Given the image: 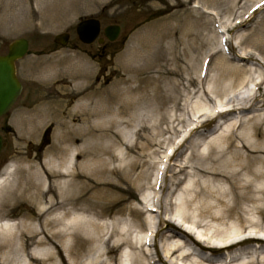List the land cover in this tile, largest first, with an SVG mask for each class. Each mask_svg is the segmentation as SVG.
I'll return each mask as SVG.
<instances>
[{"label": "rangeland", "instance_id": "obj_1", "mask_svg": "<svg viewBox=\"0 0 264 264\" xmlns=\"http://www.w3.org/2000/svg\"><path fill=\"white\" fill-rule=\"evenodd\" d=\"M90 18L100 22L101 45L95 41L86 46L77 39L76 25ZM108 26L120 28L113 43L103 37ZM61 34L70 37L65 48L53 43ZM18 39L27 40L29 49L15 64L21 93L0 118V177L10 171L8 184L0 190V206L28 168L32 174L39 171L43 179L58 175L55 168L45 166L46 152L67 135L79 151L72 158L75 171L66 179H128L132 199L112 209L102 223L115 225L118 219L132 218L145 229L144 214H127L142 212V196H157L151 188L154 182L163 176L168 185L169 180L183 181L175 194L191 202L193 184L206 180L197 176L191 152L207 158L216 147H225V142L214 144L213 139L226 137L235 125L237 133L245 134L244 122L264 115L261 108L205 123L231 99L263 98L264 84L258 90L249 82L242 89L232 87L248 72L254 81L264 76V0H0V56ZM248 54L258 63L241 59ZM221 72L237 80L222 77ZM201 125L204 128L168 159ZM104 160L107 171L102 173ZM185 164L190 168L174 176ZM136 179H146L138 191ZM16 202L13 216L4 220L18 223L23 215L38 217V206ZM121 209L127 211L125 216L116 214ZM81 216L95 220L92 213ZM34 224L39 229L40 224ZM70 233L65 245L87 240L79 230ZM51 249L52 256L30 264H62V259L70 264L59 244ZM128 254L122 246L112 257L118 262Z\"/></svg>", "mask_w": 264, "mask_h": 264}, {"label": "bare ground", "instance_id": "obj_2", "mask_svg": "<svg viewBox=\"0 0 264 264\" xmlns=\"http://www.w3.org/2000/svg\"><path fill=\"white\" fill-rule=\"evenodd\" d=\"M241 59L258 63L253 54ZM237 70L245 73L242 69ZM246 74L237 80L232 78L233 74L221 72L222 77L237 80L233 91L242 89L245 82L255 86L256 90L264 84V76L254 81L249 72ZM256 102V95L236 102L231 99L226 109L213 114L205 123H213L237 112L261 110L264 108V94ZM203 108L197 109L196 116ZM258 122L261 126L256 124ZM62 124L59 122L60 127ZM247 125L245 134L237 133L235 125L226 137L222 134L213 139L214 144L225 142V147H216L207 158L191 152L190 158L196 161L194 170L197 176L206 179L193 184L191 202L181 200L175 194V188L183 184L181 180H169L168 185L166 176H163L151 185L157 196L148 199L142 196V212L127 214L131 217L144 214L145 229L139 226L142 222L138 225L132 218L127 221L118 219L119 228L116 224L102 223L112 209L132 199L128 179L87 182L85 179H66L67 174L75 171L71 166L72 158L79 149L72 147L70 137L61 136L46 152L48 162L45 163L48 169L55 168L58 175L43 179L39 171L32 174V168H28L24 171V180L0 206V264H19L20 261L30 264L35 258L52 256L51 248L55 244L61 246V253L70 264H264V115L247 119L244 127ZM202 128L204 125L191 130L190 136L168 159L175 157L188 139ZM108 157L114 160L111 155ZM107 163V160L103 161L102 173L107 171L104 169ZM257 163L259 167L255 166ZM189 168L186 164L179 166L174 176ZM140 178L144 176L141 174ZM9 180L8 170L0 177V190ZM138 181L136 191L142 188L146 179H136ZM223 184L225 188L221 186ZM175 198L178 201L174 203ZM11 200H15L14 207H6ZM18 200L38 206V217L23 215L22 222L18 223L4 220L13 216ZM188 206L193 207L194 212L189 211ZM85 212L92 213L95 220L84 221L81 215ZM126 213L121 209L116 214L125 216ZM35 222L40 224L39 229ZM75 230L82 232L87 240L65 245L70 232ZM122 246L129 254L117 262L112 255Z\"/></svg>", "mask_w": 264, "mask_h": 264}, {"label": "water", "instance_id": "obj_3", "mask_svg": "<svg viewBox=\"0 0 264 264\" xmlns=\"http://www.w3.org/2000/svg\"><path fill=\"white\" fill-rule=\"evenodd\" d=\"M76 33L82 43L90 44L99 34V23L95 20L81 22L76 28ZM118 33V27H108L104 30L109 41H114ZM67 40L68 36L62 35L57 37L55 42L65 46ZM27 47L25 40H18L10 45L6 56L0 57V117L11 108L20 93L21 86L15 76L14 63L25 55ZM1 145L0 137V149Z\"/></svg>", "mask_w": 264, "mask_h": 264}]
</instances>
